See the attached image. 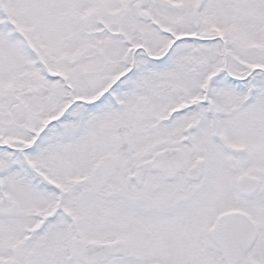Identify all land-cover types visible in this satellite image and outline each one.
<instances>
[{
	"label": "snow or ice",
	"instance_id": "1",
	"mask_svg": "<svg viewBox=\"0 0 264 264\" xmlns=\"http://www.w3.org/2000/svg\"><path fill=\"white\" fill-rule=\"evenodd\" d=\"M0 264H264V0H0Z\"/></svg>",
	"mask_w": 264,
	"mask_h": 264
}]
</instances>
